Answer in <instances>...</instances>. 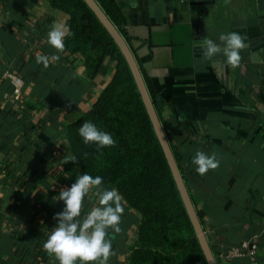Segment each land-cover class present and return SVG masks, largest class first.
<instances>
[{
    "label": "crops",
    "instance_id": "obj_1",
    "mask_svg": "<svg viewBox=\"0 0 264 264\" xmlns=\"http://www.w3.org/2000/svg\"><path fill=\"white\" fill-rule=\"evenodd\" d=\"M115 1L212 259L226 264L222 249L256 237L264 264V0ZM54 22L66 29L62 50L47 40ZM70 24L52 0H0V264H58L43 243L64 208L60 189L84 174L76 160L66 161L74 157L69 128L116 70L106 58L92 79L83 57L66 48ZM231 31L246 43L239 65L227 64L222 51L204 59L202 39L222 46L219 34ZM38 55L49 57L47 67ZM12 76L21 81L20 97ZM197 150L215 153L219 167L196 173ZM96 203L93 189L82 214ZM141 222L124 199L108 264L130 263Z\"/></svg>",
    "mask_w": 264,
    "mask_h": 264
},
{
    "label": "trees",
    "instance_id": "obj_2",
    "mask_svg": "<svg viewBox=\"0 0 264 264\" xmlns=\"http://www.w3.org/2000/svg\"><path fill=\"white\" fill-rule=\"evenodd\" d=\"M96 1L128 41L124 15L116 1ZM52 3L71 15L65 45L71 54L83 57L92 79L100 74L106 58L116 62L112 79L93 107L70 125L68 140L82 171L102 176L104 184L117 188L142 215L138 245L129 264H208L131 66L109 30L82 0ZM85 120L110 132L115 143L103 150L85 144L78 133ZM246 260L244 264L249 263Z\"/></svg>",
    "mask_w": 264,
    "mask_h": 264
},
{
    "label": "clouds",
    "instance_id": "obj_3",
    "mask_svg": "<svg viewBox=\"0 0 264 264\" xmlns=\"http://www.w3.org/2000/svg\"><path fill=\"white\" fill-rule=\"evenodd\" d=\"M66 29L63 24L54 22L47 33L50 46L57 50L64 48ZM218 45L213 39L205 37L203 41V58L210 60L217 53L223 52L226 63L239 65L240 51L246 47L245 39L238 32H222ZM59 59V56H55ZM37 63L49 64L47 55H38ZM85 144H95L98 150L115 143L113 135L102 130L91 120H85L78 129ZM75 161L71 157L66 161ZM195 172L201 176L219 167L220 160L215 153L209 155L197 150L191 158ZM95 190L97 203L82 214L85 200L91 190ZM64 202L62 211L55 214L57 221L43 243L58 264H108L113 254L112 235L121 231L120 222L124 212V198L115 187H104L103 177L93 176L88 172L78 175L70 187H62L58 194ZM111 230V231H109Z\"/></svg>",
    "mask_w": 264,
    "mask_h": 264
},
{
    "label": "water",
    "instance_id": "obj_4",
    "mask_svg": "<svg viewBox=\"0 0 264 264\" xmlns=\"http://www.w3.org/2000/svg\"><path fill=\"white\" fill-rule=\"evenodd\" d=\"M82 1L96 14V16L98 17L99 21L104 26V28H107L109 30L117 46L120 48L125 60L128 62L129 66H131V69L136 79L137 86H139L141 94L143 98H145L144 103L148 107V112H149L152 124H154L155 126L156 134L159 138L160 143L163 145L167 162L170 163V166L172 168L176 182L178 183L179 190L181 192L183 201L185 202L187 212L191 217V221H193L194 223L196 234H197L198 240L201 243L204 256L206 260L208 261V264H216L215 261L212 259L210 249L208 246V241H206V237L204 235V231L201 227V224L197 220L195 214L193 213L192 208H191V203L187 199V195L184 190L183 183H181L178 170L175 164L173 163V156L170 153L169 145L167 144V138L165 134L162 132L160 125L158 124L155 107L150 100L148 87L147 85H145L140 67L138 66L136 62L133 52L131 51L130 47L127 45L126 40L121 36L118 29L112 24L107 14L104 13L102 8L96 3V1L95 0H82Z\"/></svg>",
    "mask_w": 264,
    "mask_h": 264
},
{
    "label": "built area",
    "instance_id": "obj_5",
    "mask_svg": "<svg viewBox=\"0 0 264 264\" xmlns=\"http://www.w3.org/2000/svg\"><path fill=\"white\" fill-rule=\"evenodd\" d=\"M15 95L20 97L21 95V81L19 78L12 76ZM206 237V233L204 232ZM259 243L256 237L248 238L242 241L239 245L229 247L228 249H222L219 254L221 261L230 262L233 259H247L249 264H261L258 259Z\"/></svg>",
    "mask_w": 264,
    "mask_h": 264
},
{
    "label": "rangeland",
    "instance_id": "obj_6",
    "mask_svg": "<svg viewBox=\"0 0 264 264\" xmlns=\"http://www.w3.org/2000/svg\"><path fill=\"white\" fill-rule=\"evenodd\" d=\"M96 1V0H95ZM96 3L98 4V2L96 1ZM99 5V4H98ZM122 36V35H121ZM123 37V36H122ZM138 88H139V86H138ZM139 91H140V88H139ZM140 93H141V91H140ZM142 95V94H141ZM142 98H143V96H142ZM143 100L145 101V98H143ZM150 100H151V98H150ZM165 136H166V138H168V135H166L165 134Z\"/></svg>",
    "mask_w": 264,
    "mask_h": 264
}]
</instances>
